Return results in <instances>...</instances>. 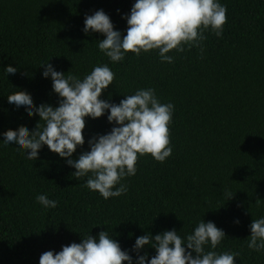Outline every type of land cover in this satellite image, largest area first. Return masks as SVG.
Masks as SVG:
<instances>
[{
  "label": "trees",
  "instance_id": "1",
  "mask_svg": "<svg viewBox=\"0 0 264 264\" xmlns=\"http://www.w3.org/2000/svg\"><path fill=\"white\" fill-rule=\"evenodd\" d=\"M134 3L0 0V140L9 129L34 130L39 121L9 104L8 95L22 90L37 106H58L42 75L48 62L80 79L108 64L115 79L102 98L112 103L153 88L161 103L175 106L172 156L164 163L140 157L137 174L123 181L127 194L118 198L87 189V177L77 180L75 169L47 146L35 161L0 141V264H39L43 253L107 230L131 250L139 236L175 229L184 237L202 219L227 235L217 251L239 253L235 264H264V253L246 243L253 219L264 217V0H220L227 7L223 36L206 32L202 54L186 48L169 53L173 63H162L156 51L128 53L113 64L98 48L105 37L83 32L85 17L102 9L126 35L122 17ZM9 65L18 72L7 78ZM112 127L107 115L87 119L86 143L73 159L90 151L88 139ZM39 194L58 206L45 209ZM144 251L156 255L154 248Z\"/></svg>",
  "mask_w": 264,
  "mask_h": 264
},
{
  "label": "clouds",
  "instance_id": "2",
  "mask_svg": "<svg viewBox=\"0 0 264 264\" xmlns=\"http://www.w3.org/2000/svg\"><path fill=\"white\" fill-rule=\"evenodd\" d=\"M122 18L128 25L126 35L116 30L102 9L85 17L82 30L85 35L99 33L105 37L97 40L98 48L113 64L122 62L128 53L139 57L152 51L158 52L162 63H173L174 56L169 55L173 51L183 53L186 48H197L202 54L206 32L222 38L227 7L220 0H135L130 14ZM41 67L43 77L51 80L52 90L59 97L58 106H37L33 97L22 90L8 95L9 104L25 111L29 118L38 116L39 121L34 130L20 127L5 131L0 140L3 146H15L18 154L35 161L47 146L75 169L72 176L77 180L87 177L84 186L105 200L127 194L123 181L137 174L140 157L151 155L164 163L172 156L170 125L175 106L161 103L155 89H138L116 104L102 98L115 79L108 64L94 67L83 79L58 71L50 62ZM4 70L7 78L18 72L12 65ZM105 115L113 125L111 131L88 139L90 151L73 159L86 143L87 119ZM36 201L45 209L58 206L47 194L37 195ZM250 232L247 247L264 253V217L253 219ZM226 236L214 222L202 219L184 237L175 229L154 236L147 233L136 238L131 250H123L107 230L96 237L82 236L81 243L65 245L58 253L45 252L39 264H235L239 253L217 251ZM148 247L156 252L151 258L144 251Z\"/></svg>",
  "mask_w": 264,
  "mask_h": 264
}]
</instances>
